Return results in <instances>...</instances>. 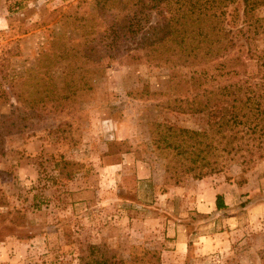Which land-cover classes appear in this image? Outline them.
Listing matches in <instances>:
<instances>
[{"label":"rangeland","instance_id":"rangeland-1","mask_svg":"<svg viewBox=\"0 0 264 264\" xmlns=\"http://www.w3.org/2000/svg\"><path fill=\"white\" fill-rule=\"evenodd\" d=\"M107 10L97 0H0V264H264V159L175 185L155 126L202 129L207 116L165 108L169 67L142 51L127 56L139 33L106 45ZM255 17L263 29L239 35L237 49L260 79L264 7L252 25ZM83 22L95 24L92 34L73 28ZM69 62L79 67L74 95L35 109L16 100L17 88L34 92L35 76L62 86ZM204 181L244 187L226 209L198 212L192 192ZM176 186L185 190L162 193Z\"/></svg>","mask_w":264,"mask_h":264},{"label":"trees","instance_id":"trees-1","mask_svg":"<svg viewBox=\"0 0 264 264\" xmlns=\"http://www.w3.org/2000/svg\"><path fill=\"white\" fill-rule=\"evenodd\" d=\"M144 1L147 0H97L101 8L109 9L100 21L109 39L106 45L116 44L128 35L134 38L139 33V37L125 43V52L128 57L137 58L142 51L169 67L170 92L166 93L169 98L165 108L207 116L202 129L156 124V129H161L155 142H162L165 171L175 185L186 175L201 179L225 171L234 161L242 166V172L248 171L264 159V77L258 79L248 72L237 48L242 45L239 35L263 29L260 17L254 18V25L248 18L264 7V0H164V5L158 3L160 0H148L153 2L148 6ZM150 12L159 19L151 23ZM94 25L83 22L73 28L85 36L94 32ZM248 57L260 59L252 52ZM71 63L62 86L56 87L50 77L46 80L35 76L34 92L24 93L25 96L17 88L16 100L25 105L32 103L30 108L35 109L40 102L44 105L45 101L65 98L60 92L74 95L78 89L75 72L79 67ZM180 67H188V73H182ZM83 73L87 74L83 75V85L91 87L90 71ZM44 75L49 76L46 70ZM5 92L3 89L1 94L7 98ZM5 121L0 118L3 127ZM3 135L0 133V138ZM226 208L223 196L217 194L214 210ZM197 215L205 217L208 213ZM92 262L109 264L107 258Z\"/></svg>","mask_w":264,"mask_h":264},{"label":"crops","instance_id":"crops-1","mask_svg":"<svg viewBox=\"0 0 264 264\" xmlns=\"http://www.w3.org/2000/svg\"><path fill=\"white\" fill-rule=\"evenodd\" d=\"M203 185H206V189L203 190H197L193 191V196L192 199L195 200V202H192L194 204V207L196 208V210L198 212H208V210H212L215 206V198L217 194H221L223 196L224 202L227 205L228 204V194L233 192L235 189L238 192V194H240L243 190L244 185L242 186H238L236 185V188H232V184H220L217 185L215 183H212L211 181L203 182ZM173 189V190H172ZM184 187H174V188H170L168 191H163L162 193H164V196H168L167 193L174 192V194L179 193L181 191H184ZM202 191V192H201ZM205 194L207 195L208 198V202L207 204L202 202L201 199L205 197Z\"/></svg>","mask_w":264,"mask_h":264}]
</instances>
